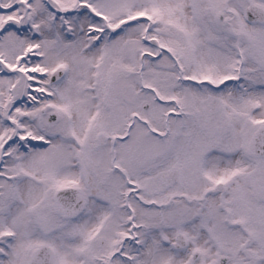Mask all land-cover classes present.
I'll return each mask as SVG.
<instances>
[{"label": "snow or ice", "instance_id": "1", "mask_svg": "<svg viewBox=\"0 0 264 264\" xmlns=\"http://www.w3.org/2000/svg\"><path fill=\"white\" fill-rule=\"evenodd\" d=\"M0 264H264V0H0Z\"/></svg>", "mask_w": 264, "mask_h": 264}]
</instances>
